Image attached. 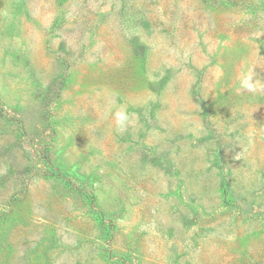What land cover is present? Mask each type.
I'll return each mask as SVG.
<instances>
[{
    "label": "rangeland",
    "instance_id": "rangeland-1",
    "mask_svg": "<svg viewBox=\"0 0 264 264\" xmlns=\"http://www.w3.org/2000/svg\"><path fill=\"white\" fill-rule=\"evenodd\" d=\"M30 2L0 0V210L15 197L24 218L11 264H42L45 251L52 264H119L97 258L96 210L133 264H234V238L264 231V138L250 121L217 135L193 104L192 82L205 92L218 76L206 70L216 19L174 2L177 19L185 8L190 15L178 34L168 19L146 24L154 15L140 3L120 12L118 0H70L63 11L56 0ZM97 7L117 10L92 33ZM109 28L149 54L155 71L142 90L123 76L125 91L108 88L121 64L110 62Z\"/></svg>",
    "mask_w": 264,
    "mask_h": 264
},
{
    "label": "trees",
    "instance_id": "trees-1",
    "mask_svg": "<svg viewBox=\"0 0 264 264\" xmlns=\"http://www.w3.org/2000/svg\"><path fill=\"white\" fill-rule=\"evenodd\" d=\"M56 1L59 5V11L66 10L70 3V0ZM118 1L122 3L118 8L120 12L127 3H137L138 5L140 3L149 10L150 15H154V18L148 16L147 20L150 23L146 21V24L152 28L155 22L159 23L158 20L165 22L168 19L171 25L175 26L178 34H185V29L187 30L183 26L184 24L180 25L178 22H182L190 15H187L188 8H185L181 11L180 18L177 19L171 5L174 2L184 5L195 2L199 6L198 11L209 15L211 18L214 17L216 23H214L212 32L215 34V46L209 44L211 62L206 70H216L218 76L209 75L205 92L202 88L203 81L192 82L190 91H192L193 104L200 107L206 116L205 120L217 135H223L226 128L238 125L245 127L250 121L251 123L254 122L257 132L264 138V115L254 116L256 110H264V5L249 3L245 0H157L160 9H156L152 8L149 0ZM31 4L30 0H21V5L27 9L30 8ZM116 10L115 7L107 10H101L97 7L91 16L90 29L92 33H96L108 17L116 14ZM231 15H236V17L230 18ZM66 21H68L66 16H61L60 27ZM175 21L176 24H173ZM109 29L111 30V28ZM151 32L152 30L147 32L148 35ZM111 52L112 57H109L111 64L119 62L121 64L113 67V78L112 75L109 76L110 73L108 74V88L119 93L125 91L126 89L120 80L122 76L130 88L142 90L148 86L152 79L151 73L155 71L149 54H146L145 58L141 57L139 53L135 52L132 45L127 43L125 38L113 30H111ZM125 64L127 65L124 67ZM125 68H130L128 76L123 75ZM196 70L197 68L194 67V73ZM209 71L208 73H210ZM85 73L83 72V74ZM85 75L87 76V74ZM247 75H251L253 82L257 84V90L254 92L247 91L241 86V81ZM62 81L66 85L64 88H67L71 83L70 78L61 79ZM62 89L63 86L60 87V91ZM216 122L221 123V129L215 126L217 125ZM58 175L60 178L63 174L60 171ZM12 199L14 202L8 198V202L4 204V208L8 210H0V264L12 263L15 252L11 240L12 231L17 229V226L21 225L24 220V218L15 215L12 207L16 198L12 197ZM92 202L95 204L94 201ZM96 211L94 219L101 229L103 235L101 240L104 242L98 246L97 250L100 254L98 253L97 258L100 257L107 262L115 259L119 264H133L132 260L125 256L126 254L116 251L114 240L117 235L107 223L103 213L100 210ZM221 215L225 214L215 215L213 220L220 221ZM256 233L252 238L241 237L240 234L234 238L235 247L232 254L234 264H264V231ZM57 244L56 237H52L50 247L54 248ZM45 250H48V247ZM104 255L106 259L103 258ZM50 257L52 254L49 255L45 251L42 256V264H52Z\"/></svg>",
    "mask_w": 264,
    "mask_h": 264
},
{
    "label": "clouds",
    "instance_id": "clouds-1",
    "mask_svg": "<svg viewBox=\"0 0 264 264\" xmlns=\"http://www.w3.org/2000/svg\"><path fill=\"white\" fill-rule=\"evenodd\" d=\"M241 86L247 91L254 92L257 90V84L253 82L251 75L245 76L241 81ZM115 118L119 127H124L129 121V115L122 107L115 112Z\"/></svg>",
    "mask_w": 264,
    "mask_h": 264
}]
</instances>
